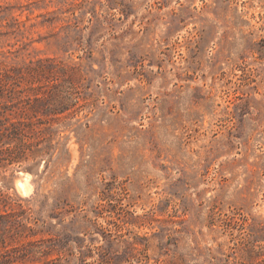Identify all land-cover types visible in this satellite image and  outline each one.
Returning a JSON list of instances; mask_svg holds the SVG:
<instances>
[{"label": "rangeland", "instance_id": "rangeland-1", "mask_svg": "<svg viewBox=\"0 0 264 264\" xmlns=\"http://www.w3.org/2000/svg\"><path fill=\"white\" fill-rule=\"evenodd\" d=\"M3 74L59 136L0 161V264H264V0H0Z\"/></svg>", "mask_w": 264, "mask_h": 264}, {"label": "trees", "instance_id": "trees-1", "mask_svg": "<svg viewBox=\"0 0 264 264\" xmlns=\"http://www.w3.org/2000/svg\"><path fill=\"white\" fill-rule=\"evenodd\" d=\"M11 81V76L8 74H3L0 77V98L8 94L13 105L7 107L0 103V107L3 109L0 111V161L6 160L7 164L27 161L29 158L35 160L39 156L46 155L52 148L51 141L54 137L59 136V132L55 133L50 124L45 126L46 123L38 122V118L37 121H34L36 114L32 112V104L38 102V98H31L23 90V95H16L17 102L14 105V91L9 88ZM70 102L72 105L75 104L72 100ZM68 109L64 108V111ZM64 111L54 112V114H62ZM42 124L44 126H39ZM68 125L71 126V124ZM44 133H48V136H45ZM4 219L5 216L0 215V223ZM0 240L2 239L0 238ZM0 243L1 247H4V242ZM30 253H33V257L36 258L49 255V252L36 248L33 243H30L29 246L23 247L22 251H14L13 260L9 258L6 262L10 264L12 261H17L19 257L26 258ZM72 254L74 253L70 252L68 255ZM64 258V256H59L56 260L44 261L43 264H56ZM77 258L81 262L84 261L82 254L77 255ZM105 262L108 263V261Z\"/></svg>", "mask_w": 264, "mask_h": 264}, {"label": "bare ground", "instance_id": "bare-ground-1", "mask_svg": "<svg viewBox=\"0 0 264 264\" xmlns=\"http://www.w3.org/2000/svg\"><path fill=\"white\" fill-rule=\"evenodd\" d=\"M17 188L21 191L22 194L28 195L30 193L29 187L21 181L17 182Z\"/></svg>", "mask_w": 264, "mask_h": 264}]
</instances>
